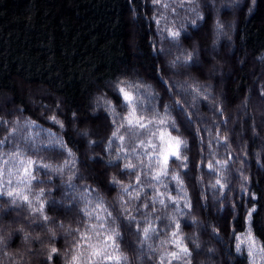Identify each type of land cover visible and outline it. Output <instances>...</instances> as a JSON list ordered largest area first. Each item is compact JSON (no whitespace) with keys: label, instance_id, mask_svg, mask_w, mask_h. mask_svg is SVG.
I'll list each match as a JSON object with an SVG mask.
<instances>
[{"label":"trees","instance_id":"1","mask_svg":"<svg viewBox=\"0 0 264 264\" xmlns=\"http://www.w3.org/2000/svg\"><path fill=\"white\" fill-rule=\"evenodd\" d=\"M120 87L157 123L120 128ZM157 129L187 143L158 180ZM6 138L0 264H116L113 228L120 264H264V0H0Z\"/></svg>","mask_w":264,"mask_h":264},{"label":"snow or ice","instance_id":"2","mask_svg":"<svg viewBox=\"0 0 264 264\" xmlns=\"http://www.w3.org/2000/svg\"><path fill=\"white\" fill-rule=\"evenodd\" d=\"M189 2H193V0H189ZM193 11H194V9H193ZM172 35L175 38L179 35V33L173 32ZM119 92H120V94H122L124 106L129 109L127 116L123 117L124 123L120 124V126H119L120 128H126L129 132V134L132 135V134H134L135 130H137V129L147 130L148 126L150 124L157 123V121L146 120V117H144L143 115L137 114V101H136V98L134 97V95L130 91H127V90H125V88L120 87ZM113 111H115V110L113 109ZM51 119L53 121L56 120L55 117H52ZM158 123L163 125V124H165V120L160 119L158 121ZM61 126H63V125L61 124ZM172 129L177 130L176 126H175V122H173V124H172ZM157 133H158V136H157ZM150 135L157 136L158 140L160 141L158 149H157L156 144H153L150 140L148 142V147L152 148L155 152L157 163H159L161 165L156 176L153 177L154 179L158 180L161 175L166 176L168 174L167 167H168L169 159L171 157H174L175 159H178V160L179 159H185V160L187 159L186 156H184V157L181 156V151H180L182 147H187V143L180 136H173L171 134V132H169L167 130L157 129V132H151ZM114 139H119L121 142H123L125 140V136L119 134V128H117V130L112 133V139H109L108 147L112 146ZM6 141H7V138L5 140H0V146H2L4 143H6ZM143 143L144 142L141 141V144H143ZM19 157H20V153L17 152L15 154V156L13 157V159L19 164V168L17 169V171H19L20 169L23 170V175L20 178L21 183H25L26 181L30 182L31 180L35 179L33 172H34L36 167H43V168L49 167V165H46V164L37 166L36 161H33L32 159L24 160V159H19ZM117 158H119V157H117ZM0 163L8 164L9 161L8 160H0ZM124 167L126 169H131V168H134L135 166L129 163V164H126ZM209 167H211V165H209ZM9 174L11 175V173H9ZM3 175H4V170L2 168H0V178H2ZM173 179L178 180L179 177L174 176ZM8 183L11 184V180H9ZM137 183H139V178H137ZM219 183H220V181L218 180L217 184H219ZM124 191L127 192L128 188L125 187ZM8 195L12 196L13 193L8 192ZM17 195H20V194L17 193ZM22 198L25 202L28 201L27 196H23ZM160 203H163V200H161ZM249 215H251V213H249ZM108 216H111V213H108ZM131 219L134 221L135 217H131ZM100 227L103 229L104 225L101 224ZM178 227H179V225H177V228ZM150 231H153L151 228V225L143 228V234H144L145 239L148 238V234ZM97 235H101V234L97 233ZM120 235H121L120 232L117 231L115 228H113L110 230V232L107 235H105L103 237V239L99 242V245L89 244V247L92 249L91 256L101 257L102 259L115 261L116 264H120L121 260L126 259V257L107 255L105 252V249L109 246V243H111V245L114 248L117 247L116 239H117V237H120ZM172 235L176 236V233L174 232V233H172ZM248 241L251 245L254 246L255 241L253 240L251 235H249ZM176 244H177V247L180 248V253H183L185 255L188 254V249L186 247H183L178 240L176 241ZM237 248L239 250V245L237 246ZM55 251H56V249H53V252H55ZM171 256L173 259H179L180 258V254L176 253V252L171 253ZM72 262H73V264H80L79 257L73 256Z\"/></svg>","mask_w":264,"mask_h":264},{"label":"rangeland","instance_id":"3","mask_svg":"<svg viewBox=\"0 0 264 264\" xmlns=\"http://www.w3.org/2000/svg\"><path fill=\"white\" fill-rule=\"evenodd\" d=\"M212 48L213 49H215L214 47H213V45H212ZM1 104H2V102H1ZM81 134H83V133H81ZM155 137L156 136H152L151 137V140L149 139V138H143V140H144V142L146 143V144H148V142H149V140L152 142V143H154L155 142ZM156 139H157V137H156ZM159 141V140H158ZM110 249H111V247H110V245L107 247V252H110Z\"/></svg>","mask_w":264,"mask_h":264}]
</instances>
